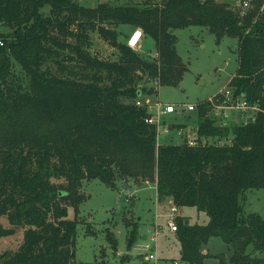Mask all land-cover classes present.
Segmentation results:
<instances>
[{
    "label": "trees",
    "instance_id": "obj_1",
    "mask_svg": "<svg viewBox=\"0 0 264 264\" xmlns=\"http://www.w3.org/2000/svg\"><path fill=\"white\" fill-rule=\"evenodd\" d=\"M144 3L0 0V216L25 228L22 244L0 253V264H123L75 259L79 222L68 217L69 206L78 208L82 181L94 178L112 188L154 181L158 200L205 211L206 223L176 217L182 261L205 264L204 247L220 236L230 249L220 264H264V219L244 207L246 191L264 187V0L245 22L217 0ZM124 25L153 38L158 57L129 46L132 31L121 40ZM190 25L208 27L218 41L238 38L232 100L244 95L259 110L224 124L205 100L193 110L199 143L163 144L148 106L137 101L154 92L148 81L180 83L187 65L174 30ZM94 33L117 48L115 58L94 46ZM10 232L0 224V236ZM107 236L116 249L117 238ZM139 237L129 232L128 248Z\"/></svg>",
    "mask_w": 264,
    "mask_h": 264
},
{
    "label": "rangeland",
    "instance_id": "obj_2",
    "mask_svg": "<svg viewBox=\"0 0 264 264\" xmlns=\"http://www.w3.org/2000/svg\"><path fill=\"white\" fill-rule=\"evenodd\" d=\"M88 6H95L100 2H108L114 5L137 4L145 5V0H78ZM161 1V0H151ZM229 4L235 11L236 18L245 22L248 16L256 11V0H248L247 4L238 0H217ZM264 4L260 9H263ZM49 7H45L47 12ZM243 12V13H242ZM255 14L253 22L258 20ZM132 26H120L123 29L120 35L125 40L132 31ZM177 36L176 49L187 65L183 78L176 85L161 84L148 81L147 86H153L154 92L140 96L142 102L156 104L172 103L176 107L174 113H165L158 126V141L165 144H178L188 141L189 137H197L196 112L188 109L189 104H200L205 100L225 94L231 89L230 80L235 75L239 66L237 37L224 36L220 41L206 26L190 25L174 30ZM93 39L96 48L103 55L115 58L117 48L108 45L94 33ZM138 53L146 59H154L155 41L146 36L136 48ZM18 75L26 83L27 76L18 65H15ZM246 118L243 110L228 109V118L224 123H238ZM223 123V122H222ZM181 127H178L180 126ZM55 182L64 181L63 178H53ZM156 182L154 181H119L118 188H112L100 179L83 180L80 192L84 200L78 208L69 206V218L79 222L76 237L75 259L91 262L95 260H108L123 264H144L145 258L141 254V245L144 233L150 230L152 224H160L162 234L159 239V255H166L170 260L180 259V245L176 239V232H170L168 227L169 201H160L157 198ZM247 213L255 212L264 219V187L251 188L246 191L244 202ZM180 215L185 216L191 223H206L208 215L205 211H199L195 206L180 208ZM0 224L5 228H15L0 236V253L5 250H16L23 242L24 230L15 227L5 215L0 216ZM136 230L139 237L132 247L127 246L128 233ZM111 233L118 240V247L113 248L107 234ZM204 252H209L205 264H220L221 256L229 259L230 249L228 244L220 236H213L209 240ZM264 255V252L262 253ZM167 259L166 257H164Z\"/></svg>",
    "mask_w": 264,
    "mask_h": 264
},
{
    "label": "built area",
    "instance_id": "obj_3",
    "mask_svg": "<svg viewBox=\"0 0 264 264\" xmlns=\"http://www.w3.org/2000/svg\"><path fill=\"white\" fill-rule=\"evenodd\" d=\"M241 1H243L245 4H247L248 2V0H238L239 3ZM143 37H144L143 30L139 27L135 28L130 33L127 43L129 46L136 49L140 46ZM224 95L226 99L220 103L215 102L214 98L210 99V101L214 103V114L220 120V122L224 123L225 119L228 118V109L237 108L243 110L246 115V118L243 119L245 121L251 118L253 119L256 111L259 110V107L257 105L249 104V102L246 100L244 95L238 97L235 100H232V89L230 88L225 91ZM137 104L140 105L146 104L148 106V110L151 112V116L147 118V121L151 123H156L158 126L161 123L162 116L165 113H174L176 111V107L172 103L162 104L158 102L156 104H153L150 102H142L139 99L137 101ZM196 106L197 104H189L188 109L194 110ZM188 142L191 145H196L199 143L197 137L196 138L189 137ZM169 207H170L169 209L170 211H169V219L167 224L170 232H176L178 229L176 217L180 215V209L177 205H175L172 202L169 204ZM144 234L145 237L141 245V254L145 258V260L149 261L150 264H166V262H164V260L161 259L159 255V239H160V235L162 234V227L160 226V224L158 223H156L155 225L152 224L150 230ZM171 264H188V263L182 261L181 259H173L171 261Z\"/></svg>",
    "mask_w": 264,
    "mask_h": 264
},
{
    "label": "crops",
    "instance_id": "obj_4",
    "mask_svg": "<svg viewBox=\"0 0 264 264\" xmlns=\"http://www.w3.org/2000/svg\"><path fill=\"white\" fill-rule=\"evenodd\" d=\"M164 257L168 258L166 255H162V256H161V258H164ZM164 259H165V258H164ZM164 259H163V260H164ZM166 260H167V259H166ZM166 260H164V262H169V261H166Z\"/></svg>",
    "mask_w": 264,
    "mask_h": 264
},
{
    "label": "water",
    "instance_id": "obj_5",
    "mask_svg": "<svg viewBox=\"0 0 264 264\" xmlns=\"http://www.w3.org/2000/svg\"><path fill=\"white\" fill-rule=\"evenodd\" d=\"M144 237H145V235H144Z\"/></svg>",
    "mask_w": 264,
    "mask_h": 264
}]
</instances>
